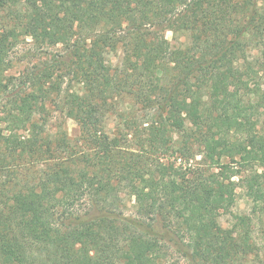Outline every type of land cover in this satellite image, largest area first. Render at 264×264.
<instances>
[{
  "label": "trees",
  "instance_id": "trees-1",
  "mask_svg": "<svg viewBox=\"0 0 264 264\" xmlns=\"http://www.w3.org/2000/svg\"><path fill=\"white\" fill-rule=\"evenodd\" d=\"M262 123L264 0H0V264H264Z\"/></svg>",
  "mask_w": 264,
  "mask_h": 264
},
{
  "label": "rangeland",
  "instance_id": "rangeland-1",
  "mask_svg": "<svg viewBox=\"0 0 264 264\" xmlns=\"http://www.w3.org/2000/svg\"><path fill=\"white\" fill-rule=\"evenodd\" d=\"M172 36L173 35L171 32H167V37L169 39H172ZM66 127H67V130L71 138L75 139L79 136L78 126L73 120H68V122L66 123ZM259 127H260L259 131L256 132L257 134L255 138L257 139V141L264 142V123L260 124ZM233 178L235 179V181H238V178L236 176ZM126 199H127L126 201L127 204H125V211L126 213H131V211L133 210L134 201L128 198ZM231 200H232L231 208L234 213H249L250 212V209H251L250 200L246 195L245 189L242 188L240 185L232 193ZM231 221H232L231 215L229 214L223 215L221 217L222 227L227 230L228 228L231 227Z\"/></svg>",
  "mask_w": 264,
  "mask_h": 264
}]
</instances>
